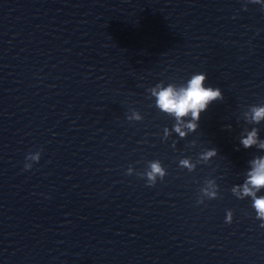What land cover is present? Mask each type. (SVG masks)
Wrapping results in <instances>:
<instances>
[{
    "label": "clouds",
    "instance_id": "clouds-1",
    "mask_svg": "<svg viewBox=\"0 0 264 264\" xmlns=\"http://www.w3.org/2000/svg\"><path fill=\"white\" fill-rule=\"evenodd\" d=\"M252 4H259L264 7V0H249ZM246 10V8H245ZM207 76L204 73L193 74L185 84L176 85L173 83L165 86L163 83H158L150 89L151 95L155 98L156 107L163 113L172 116L175 120L172 131L178 134V137L184 139L189 133H194L199 127L201 113L205 112L209 105L213 102L222 100L223 93L219 87L205 86ZM189 118V119H186ZM127 119H135L140 121L143 117L139 113L134 112L132 117ZM264 120V105H254L251 107V122L259 124ZM230 127V126H229ZM185 129L187 131H185ZM165 138L169 135V130L164 129ZM240 143L244 148H251L257 145L264 149V140L258 139L257 129L253 128L248 132L246 137H242ZM215 148L209 149L202 156L208 160L216 156ZM41 153H29L26 160L39 162ZM180 166L193 170V165L189 159L180 160ZM251 170L247 173V178L242 185L234 186L232 189L233 195L238 199L245 197L252 198V207L255 210L256 218L261 221L260 227L264 228V196H257V193L264 188V156L256 157L250 161ZM25 170H30L32 164L25 163ZM128 175L133 174V168L129 166L127 169ZM141 177H146L147 186L153 187L157 180L163 181L167 175L166 169L159 160L148 162V170L139 174ZM210 188H214V182L207 181ZM203 196L209 199H216L217 192L209 191L208 188L201 190ZM197 203H203L202 199H198ZM233 221V212L228 210L226 213L225 223L231 224Z\"/></svg>",
    "mask_w": 264,
    "mask_h": 264
}]
</instances>
